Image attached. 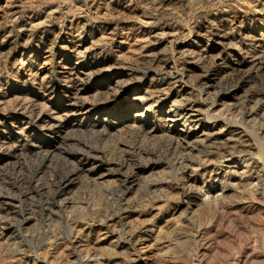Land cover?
I'll use <instances>...</instances> for the list:
<instances>
[{
    "label": "rangeland",
    "instance_id": "rangeland-1",
    "mask_svg": "<svg viewBox=\"0 0 264 264\" xmlns=\"http://www.w3.org/2000/svg\"><path fill=\"white\" fill-rule=\"evenodd\" d=\"M151 1L0 0V138L18 155L0 146V217L16 234L0 240V264H144L132 261L143 241L146 264H264V0ZM256 51L262 69L246 78ZM173 66L191 68L183 85ZM205 71L215 84L201 95ZM180 97L204 99L196 131L216 113L207 142L147 135ZM148 105V121L134 119ZM80 163L93 171L52 194Z\"/></svg>",
    "mask_w": 264,
    "mask_h": 264
},
{
    "label": "bare ground",
    "instance_id": "bare-ground-1",
    "mask_svg": "<svg viewBox=\"0 0 264 264\" xmlns=\"http://www.w3.org/2000/svg\"><path fill=\"white\" fill-rule=\"evenodd\" d=\"M164 0H152L151 1V4L153 5H159L160 6V3L163 2ZM12 8V7H11ZM223 40L220 39V42L219 44L220 45H224ZM260 43V42H259ZM256 44H258V42H256ZM219 46V45H218ZM257 46V45H256ZM259 49L260 52L256 51L255 53H250L251 55H248L246 56V58L248 59V62L247 64L249 63V67L246 71L243 72L242 75H245L246 78H249L250 75L252 74H256L259 72V70L262 69V66H263V61H261V56L258 55V53H262L264 51H262V47L260 46H257ZM254 51V50H253ZM258 52V53H257ZM82 52H77V54H81ZM190 53V52H189ZM187 53L185 57L189 56V58H192L190 57V54ZM200 53V52H199ZM194 54V53H193ZM81 57V56H80ZM183 57V56H182ZM196 59L194 61H192V64H196L197 66L201 65V64H204L205 62V59L207 58V51L205 50H202L200 55L198 57H195ZM218 59V58H217ZM163 61V60H162ZM214 62V61H213ZM161 63V62H160ZM69 65V64H68ZM164 66L165 63H164ZM175 66V65H174ZM172 67L171 70L169 72L166 73V75L168 77H170V80H172V84L175 86L176 84L178 85H183L184 84V80L186 78L190 79V76L188 74H190V67H184V68H179L177 69V67ZM187 66V65H186ZM190 66V65H188ZM224 67V66H223ZM63 68V67H62ZM199 68V67H198ZM197 68V69H198ZM201 68V67H200ZM222 68V62L220 63H217L216 65V69L219 73V69ZM64 69H69L67 67H64ZM170 69V68H169ZM206 70V69H205ZM210 72V71H209ZM228 74V73H227ZM232 75V74H231ZM259 75V74H258ZM166 76V77H167ZM193 77V76H192ZM191 77V78H192ZM220 78V77H219ZM166 79V78H164ZM221 79V78H220ZM67 82L70 83V86L73 87V88H76L75 90L77 92H79V90H81V85H82V82L84 81V79H82L78 74H77V71L76 69L70 71L69 69V74H68V77L66 78ZM195 80L196 82L198 83V88L196 89L198 91L199 94L201 95H206L209 93V89L213 88L214 87V79L212 76H210L206 71L205 73L202 72L201 74H197L195 75ZM222 80V79H221ZM220 81V80H219ZM187 82V81H186ZM191 82V81H190ZM226 82V81H225ZM195 83V82H194ZM177 86V85H176ZM111 89V88H110ZM164 90V89H163ZM182 90V89H181ZM191 90V89H190ZM175 91V90H174ZM178 92V91H177ZM174 93V92H173ZM189 92H186V95L188 94ZM210 94V93H209ZM176 95V94H175ZM178 95V94H177ZM183 95V94H182ZM190 95V93L188 94ZM200 96V95H199ZM134 100V99H133ZM144 100V99H143ZM204 100V99H203ZM203 100H201L200 98L198 100H193L190 102L189 99H187L186 97H180L177 101H174L171 105V107L167 108V109H157L155 112H154V115H158V116H161L163 117L162 120L159 118V120H156L158 123H154L148 130L147 132V135H150L152 137H155L154 133L155 131L161 127L163 128L164 130V133L165 134H168V133H173V134H176L178 135L180 141H182V143H184V147H191V145L194 143L197 144V143H205L207 142V140H210L214 134H211L209 133L208 131V125H213L215 123H217V116H216V113L215 114H207V119L210 120L211 122L207 121L206 124L203 125V128H201V130L199 131H196L197 129H199V114H200V106L203 104ZM247 100V98H246ZM261 101V100H260ZM152 102V101H151ZM256 102H254L255 104ZM264 104V101L261 102ZM224 104V103H223ZM210 107L208 108V110L210 109H213L217 104V102L213 101L211 102L210 104ZM256 105L258 106V104L256 103ZM157 106V105H156ZM228 106V105H227ZM260 107V106H259ZM258 107V108H259ZM138 108L136 107V104L135 103H131L129 105H127V111L124 109V108H121V110L124 112H127L128 115H130L132 112H134V110ZM263 108H264V105H263ZM255 109H249V112L247 113V118H250V116H253L255 115ZM211 111V110H210ZM152 110H151V106H147L144 108V110L142 112H139L138 114H135L134 116V119L135 117L139 118L138 120L140 122H146L148 121L149 117L151 116L152 114ZM264 112V111H263ZM245 113V114H246ZM261 118H263L264 120V113L262 115H260ZM129 117V116H128ZM124 119H127V117H123ZM58 120V119H57ZM229 120V119H228ZM136 121V120H135ZM258 121V120H257ZM57 122V121H55ZM59 122V121H58ZM131 122V121H130ZM219 122V121H218ZM50 123V122H49ZM54 123V122H53ZM49 124L48 127L52 130H58L60 125L58 126L57 124ZM78 123H81V121H79ZM137 123V122H136ZM167 123V125H166ZM138 124V123H137ZM135 125V124H134ZM235 125V124H234ZM114 126V125H113ZM178 126L180 127L179 129ZM133 127V126H131ZM235 127L241 129L240 131H236V129L234 130L235 134H241V132H244V129L238 125H235ZM263 127H264V124H263ZM138 128H141L143 129L144 126H138ZM212 129V128H211ZM238 129V130H239ZM147 130V129H146ZM196 133H199V135H196L195 138L192 140V141H186L188 139V136L190 137L192 134H196ZM164 134V135H165ZM169 136V135H167ZM171 137V136H170ZM5 138H0V146L2 147V149L6 150L7 153H9V157H13V158H17L18 155H17V148L16 146H11V145H8L6 146V141H5ZM172 138V137H171ZM174 139V138H173ZM176 140V139H175ZM176 140V145H177V141ZM55 142V141H54ZM171 143V142H170ZM204 145V144H203ZM218 145V144H217ZM178 146V145H177ZM4 147V148H3ZM56 146H54V143H50V149L51 148H55ZM173 147V146H172ZM195 147V146H194ZM193 148V147H192ZM185 149V148H184ZM183 152V151H182ZM50 153V150L46 151L45 153H39L41 154V159L42 160H45L48 156V154ZM95 159V158H94ZM190 162V161H189ZM182 163V162H181ZM81 165V168H78V166L76 168H74L73 170L70 171L69 175H67L66 177L63 178L62 180V184L63 187L62 189H60L59 191H52L53 193L52 194H56V195H59V194H65L67 193L66 191L69 190V187L70 185L73 184V180H74V176L77 175L78 171H85L86 173H91L93 171V167L92 166L91 168H88V169H84V163H80ZM172 170V169H171ZM259 172L262 174V176L264 175V163L262 165H260V169H259ZM131 178V177H130ZM130 178H128L127 180H129ZM133 178V177H132ZM126 179V178H125ZM126 180V182H127ZM134 181V180H133ZM136 182V181H134ZM130 183H133V182H130ZM59 185V184H58ZM60 187V186H59ZM130 187V185H129ZM128 187V188H129ZM50 193V192H49ZM51 193L50 194H45L46 196V199L45 200H49L47 201L48 203V207H44L46 208L45 211H47V213L50 215L51 210V204H54L55 200H54V196L52 195ZM49 195V196H48ZM52 195V196H51ZM67 203V202H66ZM264 203V202H263ZM5 205V204H4ZM59 206V205H58ZM29 210V208H28ZM31 210V209H30ZM43 210V209H42ZM36 212V211H35ZM32 216H28L24 219V222H27L28 220H31ZM1 218V217H0ZM11 221L12 219L10 218H7V217H2L0 219V240H4V241H8V240H14L15 239V232L13 231V226L11 224ZM18 229V228H16ZM148 241V240H146ZM139 242V241H138ZM145 241H143L141 244H140V247L137 248V250L133 251L136 253V255H134V258L132 259V261L134 262H138V260H142L141 262L145 261L144 264H146V261H150V258L149 257V253L147 250H149L148 248V245H146L144 243ZM9 243V242H8ZM133 243V242H132ZM139 245V244H137ZM134 248V247H133ZM134 250V249H133ZM133 255V254H132ZM136 256V257H135ZM131 262V261H130Z\"/></svg>",
    "mask_w": 264,
    "mask_h": 264
}]
</instances>
